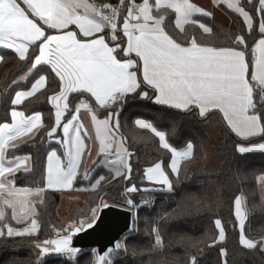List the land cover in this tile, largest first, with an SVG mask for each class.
<instances>
[{
    "label": "snow or ice",
    "instance_id": "6c2138e0",
    "mask_svg": "<svg viewBox=\"0 0 264 264\" xmlns=\"http://www.w3.org/2000/svg\"><path fill=\"white\" fill-rule=\"evenodd\" d=\"M222 2L242 16L249 30L253 28L254 16L244 7L234 5L232 0ZM258 4L260 39L254 46L250 47L244 36H238L235 47L216 48L203 46L195 38L182 46L165 31L168 10L176 14L175 24L181 31L194 12H202L190 0H0V47L13 51L19 61L25 62L27 71L36 76L29 89L15 92L11 103L21 105L54 77L58 91L49 97L54 122L46 135L50 143L54 141L63 149L62 154L55 148L47 154L43 187L18 188L16 174L33 172L32 156L8 158V151L19 147L17 141H35L46 126L41 113L26 115L15 107L10 111L11 122L0 123V237H34L39 232L36 206L42 200L29 197H40L49 189H69L77 180L87 138L79 120L81 108L91 113L97 137L103 135L99 148L103 159L98 161L101 167L115 155L111 162L120 165L116 175L125 179H131L129 158L133 154L121 131L120 114L129 94H138L166 112L175 110V115L207 117L210 111L217 110L230 133L238 138L233 155L246 159L248 154H264V0H258ZM199 26L204 33L212 31L202 23ZM101 114L104 119L98 118ZM66 116L70 118L64 122ZM134 124L149 130L158 138L159 148L171 154L170 161L157 162L143 173L144 180L161 186L159 189L136 185L126 188L127 206L139 213L144 205L136 203L130 194L172 192L170 175L179 176L181 160L193 157L194 144L189 140L178 151L169 142L178 133L175 124L158 125L143 118L135 119ZM58 131L60 136L56 135ZM81 179L90 181L92 177L85 171ZM102 180L100 176L95 183L99 185ZM256 180L264 190V172ZM244 198L242 191L234 195L238 216ZM109 208L101 199L89 219L58 230L57 239L33 246L40 256L52 252L72 257L80 251L72 247L73 235L99 228L103 222L100 213ZM165 219L167 216L160 217V221ZM6 220L20 226L4 223ZM145 223L155 226L150 227L151 243L145 246L142 261L154 264L153 256L163 247L160 226L158 221ZM214 223L219 229V241H223L221 220ZM126 228L131 233L139 231L131 224ZM61 231L66 234L61 235ZM134 238L126 236L123 243L114 241L111 247L97 253L96 264H120L121 257L128 253L127 242ZM240 244L254 249L264 247V240L254 242L241 229ZM221 255H226L224 249ZM189 264H197L195 256Z\"/></svg>",
    "mask_w": 264,
    "mask_h": 264
},
{
    "label": "trees",
    "instance_id": "16d2710c",
    "mask_svg": "<svg viewBox=\"0 0 264 264\" xmlns=\"http://www.w3.org/2000/svg\"><path fill=\"white\" fill-rule=\"evenodd\" d=\"M113 3L116 0H112ZM250 15L254 16V25L247 29L241 18L233 13L239 22L238 29H233L211 17L196 16L186 23L183 31L174 25L175 14L168 10L165 16V31L180 43H188L195 38L198 43L213 46L235 47V39L244 36L251 47L260 36L258 23L261 14L258 12V0H239ZM212 29L209 33L196 24L202 21ZM0 75L3 68L14 61L13 51L0 47ZM28 73L25 62H17L9 68L6 76L0 84V123L10 121V109L12 97L15 91L27 89L36 78L35 74L28 73L24 80L18 78ZM58 91V81L50 77L47 85L33 97L25 99L19 108L26 114L40 112L43 123L46 126L40 130L35 141L29 143L19 142V147L9 149L7 157L12 155L32 156L33 172L16 174L15 186L17 187H43L47 153L55 148L58 154L63 149L53 142H49L46 132L50 130L54 122V110L49 102V96ZM151 94V90H148ZM71 99V97H70ZM126 104L120 114V122L123 125L121 131L126 138V146L133 155L129 158L131 164V179H125L123 175L114 177L104 167H97L92 172V179L84 181L77 176L74 186L81 183H91L100 175L104 180L93 188L85 191L81 207L75 206L65 216L56 215V207L59 203L58 190H46L36 206L39 223V232L34 237H0V264H92L90 249L80 251L69 257L64 254L48 253L39 256V250L33 245L53 236L57 231L66 229L71 222L76 221L79 213L88 215L97 206L101 199L107 204L125 205L123 195L126 188L136 185L138 188L147 186L143 179L144 168L153 164L156 160L169 161L170 153L159 148L158 138H155L149 130L140 129L134 124L137 117H142L158 125L171 126L175 124L178 133L170 139V143L180 148L187 141L194 144L193 157L183 160L180 164L179 176L170 175L173 183V191H140L131 193L130 196L138 203L142 199L154 197V204L148 203L136 212L135 228L137 233L129 232L126 236H135L127 242L128 253L122 256L120 264H143L142 253L145 246L151 243L148 233L150 227L148 220L158 221L160 226L163 247L160 253L153 256L154 264H189L193 256L197 264H264V247L257 246L248 249L240 244L239 231L236 218L233 213L234 195L242 191L245 194V211L247 219L244 225L246 237L253 241L264 240V205L260 201L256 177L264 172V154H248L246 159H238L233 155V144L238 138L230 133L221 114L212 110L207 117L195 114L175 115V110L164 111L162 106L154 105L151 101L141 98L138 94H129ZM100 116H104L101 114ZM70 116L65 117V121ZM209 121V132L204 128V123ZM211 132L215 137H211ZM57 136L61 133L58 131ZM149 146L154 157L150 158L145 147ZM83 168V162L79 169ZM92 168V166H91ZM239 170L240 175H237ZM189 173V176H185ZM82 215V216H83ZM167 219L160 221V217ZM220 219L225 232V239H217L218 231L214 221ZM14 224L13 221L4 223ZM61 235L66 234L61 231ZM224 249L226 255H221ZM198 252H201L198 258ZM135 253V254H134Z\"/></svg>",
    "mask_w": 264,
    "mask_h": 264
},
{
    "label": "crops",
    "instance_id": "0c3cea01",
    "mask_svg": "<svg viewBox=\"0 0 264 264\" xmlns=\"http://www.w3.org/2000/svg\"><path fill=\"white\" fill-rule=\"evenodd\" d=\"M190 2L193 3V4H195L197 7H199L202 10V12L197 13V14L194 12L192 14V16L189 17V22L192 21L194 19V17H196V16H205V15H203V12H207V13H210V15H208L206 17H211V18L215 19L216 21L225 24L226 26H228L230 28L236 29V27L239 24V22H238V20H237V18L235 16H233V15H231L229 13L231 11V12L237 14L241 18V20L243 21V23L245 24L242 16L239 13H237L234 8L233 9H229L227 7V5L222 2V0H190ZM232 3L234 5L240 6L239 0H232ZM175 18H176V14H175V17H174V25H175V27L177 29L181 30L179 27L176 26V24H175ZM184 25H183V27H184ZM245 26H246V24H245ZM246 28H247V26H246ZM259 39H260V36L254 41V43L252 44V46H254V44ZM191 40L192 39H190V41ZM178 43H180V42H178ZM188 43H181V44H182V46H187ZM199 44H201L203 46H212V47H216V48L226 47V46H213V45L202 44V43H199ZM0 58H1V56H0ZM0 61H1V59H0ZM17 62H19V59H18V56L15 54L14 61L8 63L3 68L2 72H1V75H0V81L6 76L8 69L11 68V67H13L15 64H17ZM28 73L20 76L18 79L19 80H24L26 78V76H27ZM29 88H27V89H29ZM27 89H19V90H27ZM53 94H55V93H53ZM53 94H51V95H53ZM14 95H15V93H14ZM14 95H13L12 99L14 98ZM13 107H15L16 110L22 111L19 108V105H16V106L13 105L12 108ZM12 108L10 109V111L12 110ZM53 110H54V108H53ZM34 113H36V112L30 113V114H26V115H31V114H34ZM220 114L222 116V113H220ZM78 115H79L80 123L83 125L84 130H86V132H87V138L84 141L85 142V149H84V153L82 155L83 161L81 160V163L82 162L84 164L86 163V166L89 165V170L91 171V175H92V172L94 171L95 168L101 167V165H100V163L98 161H101L103 159L102 155L99 153L100 139L103 138V135H101L100 137H97L95 125L93 124V122L91 120V113H89L85 109L81 108V110H80V112H79ZM98 118L99 119H104L105 116H99ZM222 118H223V116H222ZM10 122L11 121H9V123ZM64 122H66V121H64ZM225 124H226V122H225ZM19 142H22V141H17V143H19ZM184 146H182L180 148H177V150L178 151L183 150ZM145 150H146V153L148 154V156L150 158H152V157L155 156V154L152 152V150L149 148V146H146L145 147ZM18 156L23 157L24 155H18ZM170 157H171V154H170ZM115 159H116L115 155H112L109 158V163L105 164L104 165V168L107 169V170H109L114 177H117L118 175H116V172H117L118 169H120V165L111 162V161H115ZM169 161H170V158H169ZM182 161L183 160H181V162ZM157 162H162V160H160V159L159 160H156L153 164H151V165H149L147 167L154 166V164L157 163ZM91 166H92V168H91ZM147 167L144 168V171L146 170ZM188 176H189V173L185 176V178H187ZM143 179H144V177H143ZM146 183H147V186L141 187V189H151L153 187L159 189L161 187L159 185L149 184L148 182H146ZM129 187H131V186H129ZM258 191H259V189H258ZM259 197H260L261 203L263 204L264 195L261 196V193L259 192ZM233 213H234V216L236 218V224H237V228H238V231H239V241H240L241 229L243 230V234L245 235V233H244V225H245V222H246V219H247V215H246V211H245V201H244V199L242 200V203H241V206H240V209H239V216L236 215V209L234 208V204H233ZM217 231H218L217 239L219 240V229H217Z\"/></svg>",
    "mask_w": 264,
    "mask_h": 264
},
{
    "label": "water",
    "instance_id": "95a60500",
    "mask_svg": "<svg viewBox=\"0 0 264 264\" xmlns=\"http://www.w3.org/2000/svg\"><path fill=\"white\" fill-rule=\"evenodd\" d=\"M109 205V209H104L100 213L103 222L99 228L73 235L72 247L77 249L96 248L97 253L103 252L128 232L126 225H132V211L127 207ZM200 256L201 252H198V258Z\"/></svg>",
    "mask_w": 264,
    "mask_h": 264
},
{
    "label": "rangeland",
    "instance_id": "374dc122",
    "mask_svg": "<svg viewBox=\"0 0 264 264\" xmlns=\"http://www.w3.org/2000/svg\"><path fill=\"white\" fill-rule=\"evenodd\" d=\"M197 14V13H196ZM176 19V18H175ZM231 21V20H230ZM204 24L205 25V23L203 22V20L202 21H197L196 22V24L199 26L200 24ZM237 23V22H236ZM227 24V23H226ZM206 26V25H205ZM200 27V26H199ZM238 27H239V24L237 25V27H236V29H238ZM202 29V28H201ZM2 81V80H1ZM1 81H0V84H1ZM125 101H126V99H125ZM125 104H126V102H124V104H123V107L125 106ZM137 118H142V117H137ZM136 118V119H137ZM144 119V118H143ZM147 120V119H146ZM135 121V120H134ZM147 121H149V120H147ZM150 122V121H149ZM204 128H205V130L207 131V132H209L208 130H209V121H207V122H205L204 124ZM210 136L213 138V137H215V133L214 132H211V134H210ZM52 150V149H51ZM50 150V151H51ZM49 151V152H50ZM48 152V153H49ZM47 153V154H48ZM81 160L83 161V157L81 158ZM45 168H46V164H45ZM85 171H87L88 173H89V175L91 176V171L89 170V165H87L86 166V163L84 164L83 163V168L82 169H79L78 170V175H80V178L84 175V173H85ZM101 176V175H100ZM99 176V177H100ZM99 177L98 178H96V179H94L91 183H81V184H79V185H77V186H74V183H73V186L71 187V188H69V189H60V190H58L59 191V193H60V199H59V203H58V205H57V207H56V215L58 216V217H63V216H65V215H67L72 209H73V207H75V206H79V207H81L82 206V204H83V198H84V194H85V191L88 189V188H93V187H95L97 184L95 183V181L97 180V179H99ZM85 181V180H84ZM257 185H258V189H259V192L261 193V196H263L264 195V190H262L261 189V187H260V185H259V183L257 182ZM17 187V186H16ZM19 188H23V187H19ZM28 188H31V187H28ZM126 194V193H125ZM123 195V200H124V202H125V205H121L122 207H128L127 206V204H126V195ZM42 195H43V193L41 194V196L40 197H36V196H32V197H29V199L30 200H34V201H38V200H40L41 199V197H42ZM130 198H132L131 196H130ZM263 205H264V199H263ZM83 215V213H79V216H78V218L76 219V221H73V222H71V224H69L68 226H67V228L70 226V225H72L73 223H75V222H77V221H82V220H85V219H89L90 218V216H91V212L88 214V215H86V216H82ZM14 222V224H12L13 226H20V225H16V223H15V221H13ZM66 228V229H67ZM58 237L57 236H53V237H51V238H49V239H47V240H53V239H57ZM40 256V255H39Z\"/></svg>",
    "mask_w": 264,
    "mask_h": 264
},
{
    "label": "built area",
    "instance_id": "2783aa9c",
    "mask_svg": "<svg viewBox=\"0 0 264 264\" xmlns=\"http://www.w3.org/2000/svg\"><path fill=\"white\" fill-rule=\"evenodd\" d=\"M126 195V194H125ZM147 201V203L152 206L154 204V197H150L148 199H142L138 202V204H145L144 202ZM129 208V207H127ZM130 209V208H129ZM132 211V216H133V220H132V227L135 228L136 224H135V218H136V210L135 209H130ZM129 233V231L119 239V241H121L123 243L124 241V237H126V235ZM90 252L92 254V264H96V257H97V252H96V248H90ZM115 255V254H114Z\"/></svg>",
    "mask_w": 264,
    "mask_h": 264
}]
</instances>
